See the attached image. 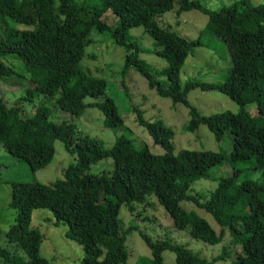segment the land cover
I'll return each instance as SVG.
<instances>
[{"label":"trees","instance_id":"16d2710c","mask_svg":"<svg viewBox=\"0 0 264 264\" xmlns=\"http://www.w3.org/2000/svg\"><path fill=\"white\" fill-rule=\"evenodd\" d=\"M0 0V59L11 56L22 64L36 91L43 98H55L60 110L80 117L87 108L97 107L103 114V126L125 132L110 148L83 135L67 121L55 124L52 110L38 105L28 115L16 101L12 105L0 99V145L32 171L49 165L54 157V142L59 140L72 156L62 178L50 186L40 183H12L9 207L16 211L15 223L5 233L10 245L25 257L0 248V261L9 264H51L40 256L43 241L40 230L31 225L33 210L48 209L55 224L67 226L65 237L78 244L84 253L83 264H123L128 259L126 234L117 224L121 205L129 209L154 196L172 219L177 230L207 245L222 242L227 227L232 244L240 252L227 264H264V181L244 179L240 164L252 161L254 170L264 175V4L252 6L239 0L230 7L211 10L202 0H179L178 12L196 10L207 16L202 33L218 36L230 56L231 68L222 83H185L181 91L179 72L199 38L190 39L157 23V18L174 8L176 0ZM116 18L108 25L104 15ZM13 23L12 24H10ZM143 27L153 39V49L138 44L129 30ZM92 29L107 31L110 38L126 48L124 69H134L149 89L172 102L189 108L185 131L196 133L204 125L216 141L226 140L232 148L228 155L211 150L180 149L173 153L172 129L160 121H151L136 108V120L163 153L154 154L143 141L132 140L118 108L105 95V80L93 77L81 66ZM155 52L165 66L153 68L139 57ZM0 77L20 78L0 62ZM23 79V78H22ZM217 91L236 103L238 111L201 115L185 99L189 90ZM87 98L101 103L86 102ZM255 104L251 115L247 105ZM110 158V176L87 174L92 164ZM228 162L233 174L216 179L217 186L201 201L189 194L199 179L214 181L212 169ZM192 201L209 214L220 227L219 233L195 211L180 206ZM150 250L138 264H164L162 253L175 254V264H214L231 256L232 244L209 261L195 251L168 240H155L140 233ZM229 249L231 252H229Z\"/></svg>","mask_w":264,"mask_h":264},{"label":"rangeland","instance_id":"374dc122","mask_svg":"<svg viewBox=\"0 0 264 264\" xmlns=\"http://www.w3.org/2000/svg\"><path fill=\"white\" fill-rule=\"evenodd\" d=\"M178 1L174 8L157 18V23L163 27H169L172 31L190 39L199 38L202 46L195 47L192 53L187 56L179 72L181 91L185 83L192 82L222 83L226 80L231 68L230 56L224 42L216 35L208 32L202 33L207 23V16L196 10L178 12ZM239 0H202L201 3L211 10H219L230 7ZM88 4L94 5L95 0H86ZM252 6L264 4V0H249ZM108 25H114L116 18L111 13L104 15ZM13 25V23L10 22ZM131 35L138 39V44L144 48L153 49V39L139 26L129 30ZM90 44L85 48V55L81 66L88 69L93 77L105 80V95L111 98L116 104L125 124L131 130L130 138L143 141L154 154H161L163 150L153 144L152 139L139 126L136 120L135 109L139 108L143 116L151 121H160L172 129L173 153L180 149L196 151H215L228 155L231 151V144L226 140L216 141L206 126L200 125L196 133L185 131V124L190 119L189 108L183 103H173L170 98L158 96L154 90L148 88L146 80L134 69H124V57L126 48L117 45L109 36L107 31L99 32L92 29L89 34ZM139 57L148 62L153 68L161 69L165 66L163 59L155 52L140 53ZM0 62L10 68L20 78H9L4 80L0 77V99L7 105L16 101L20 107L32 115L38 105H45L52 110L51 121L59 124L67 121L76 126L83 135L95 139L110 148L119 135H127L103 126V114L97 107H89L78 118L70 116L60 110L55 98H43L36 91L30 80V76L23 70L22 64L17 59L7 56L0 59ZM23 78V79H22ZM185 99L201 115L209 116L220 114L226 111L236 113L238 106L227 96L217 91H201L199 89L189 90L184 94ZM101 103L104 98L93 100L87 98L86 102ZM251 115L257 114L255 104L247 105ZM75 155L68 153L59 140L54 142V157L52 162L44 168L32 171L28 165L14 158L0 145V248H7L10 252L16 250V254L25 257L21 250L10 245L5 233L15 223L16 211L9 207L11 199L12 183L27 182L40 183L50 186L55 180L62 178L66 168L74 163ZM237 169H245L237 183L244 179H252L258 182L264 181V175L254 170L252 161L240 164ZM113 170V162L105 158L92 164L87 174L95 176H110ZM214 181L199 179L189 191L194 197H200L217 186L216 179L233 174V169L228 162H223L212 169ZM180 206L187 210L195 211L200 217L219 233L220 227L212 217L198 209L192 201H182ZM117 224L121 231L133 228L126 234V246L128 259L123 264H138L139 258L149 256L150 250L144 243L140 233L147 234L155 240H168L176 242L195 251L200 256L211 261L222 251L223 246L232 244V239L227 227L222 242L216 245H207L193 239L188 230H177L173 226L172 219L166 210L158 204L154 196L149 197L143 204H134L132 209L121 205ZM31 225L40 230L43 241L40 246V256L51 264H83L84 253L82 248L75 242L67 239L65 233L67 226L63 223L55 224L53 214L48 209L33 210ZM229 252L231 250L229 249ZM240 252L237 244H232V253L225 260L215 261L214 264H227ZM164 264H175V254L170 250L162 253ZM0 264H9L0 261Z\"/></svg>","mask_w":264,"mask_h":264}]
</instances>
